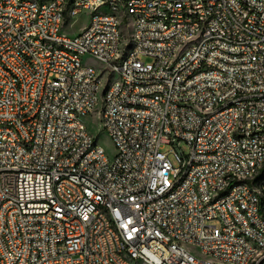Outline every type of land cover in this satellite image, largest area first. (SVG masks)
<instances>
[{"label": "built area", "instance_id": "2783aa9c", "mask_svg": "<svg viewBox=\"0 0 264 264\" xmlns=\"http://www.w3.org/2000/svg\"><path fill=\"white\" fill-rule=\"evenodd\" d=\"M132 261L264 264V0H0V264Z\"/></svg>", "mask_w": 264, "mask_h": 264}, {"label": "rangeland", "instance_id": "374dc122", "mask_svg": "<svg viewBox=\"0 0 264 264\" xmlns=\"http://www.w3.org/2000/svg\"><path fill=\"white\" fill-rule=\"evenodd\" d=\"M93 12H94L93 10H86L81 14L72 16L70 18L69 25L66 26L62 30V32L66 34L67 36H75L81 33L89 24L90 17ZM126 21H128L129 23H126ZM133 24L134 22L130 18L128 20L126 17L121 19L120 36L123 39V42H127L131 38L133 34ZM142 59L146 60L145 57H142ZM82 60L84 63L85 62L89 63V65H91L100 74L101 86H100L99 92L97 93L98 103L96 105V108L100 109L102 107L101 102L103 99L102 92L109 80L108 73L104 71L106 69V65L96 61L93 57L89 55H84L82 57ZM116 78H117V75H115L114 79ZM195 110L199 113H205V112L210 111V109L204 110L197 106L195 107ZM81 120L83 124L87 127L88 132L92 134V136L94 137L95 142H97V144L103 148L105 155L110 160H112L117 153V149L108 131L103 127L102 123L100 122L98 115L96 113L87 114V115L82 116ZM180 150L185 155L189 153V147L186 143H182L180 145ZM171 159H172L174 166H177V163L172 156H171ZM184 247L187 250H189L192 254H194L196 257L200 259L205 258V256L202 254L201 249L198 245L191 244V243H185ZM131 264H144V263L142 261H138L136 263L132 261Z\"/></svg>", "mask_w": 264, "mask_h": 264}]
</instances>
